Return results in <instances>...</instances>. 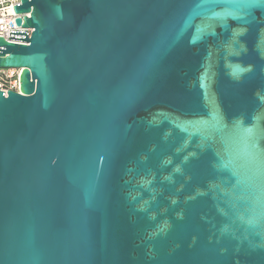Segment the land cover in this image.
Returning a JSON list of instances; mask_svg holds the SVG:
<instances>
[{
	"label": "water",
	"instance_id": "95a60500",
	"mask_svg": "<svg viewBox=\"0 0 264 264\" xmlns=\"http://www.w3.org/2000/svg\"><path fill=\"white\" fill-rule=\"evenodd\" d=\"M15 11L0 264H264V0Z\"/></svg>",
	"mask_w": 264,
	"mask_h": 264
},
{
	"label": "built area",
	"instance_id": "2783aa9c",
	"mask_svg": "<svg viewBox=\"0 0 264 264\" xmlns=\"http://www.w3.org/2000/svg\"><path fill=\"white\" fill-rule=\"evenodd\" d=\"M18 5H21V0H0V38L10 43L24 44L10 41L11 31H28L29 38L33 34L32 29L17 26L16 20L25 17L16 14L15 9ZM21 73V69H0V90L5 92V97H8L9 91L20 92Z\"/></svg>",
	"mask_w": 264,
	"mask_h": 264
}]
</instances>
